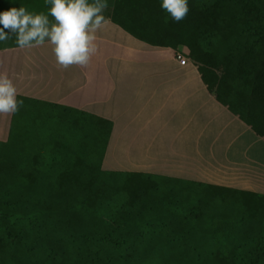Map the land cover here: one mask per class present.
Segmentation results:
<instances>
[{"label": "rangeland", "instance_id": "obj_1", "mask_svg": "<svg viewBox=\"0 0 264 264\" xmlns=\"http://www.w3.org/2000/svg\"><path fill=\"white\" fill-rule=\"evenodd\" d=\"M248 2L217 0L205 47L212 56L235 53ZM40 103L23 102L11 141L0 143V212L13 221L48 220L52 229L42 242L5 249L0 264H264L263 195L167 176L156 184L127 179L117 171L142 164L107 162L102 143L93 152L91 137L74 130L79 114ZM99 126L107 132L106 123ZM22 138L23 152L16 147ZM123 149L114 146L110 156ZM91 162L101 175L93 180L84 173Z\"/></svg>", "mask_w": 264, "mask_h": 264}, {"label": "crops", "instance_id": "obj_2", "mask_svg": "<svg viewBox=\"0 0 264 264\" xmlns=\"http://www.w3.org/2000/svg\"><path fill=\"white\" fill-rule=\"evenodd\" d=\"M114 5L108 0L109 22L97 31L87 66L61 68L47 42L30 49L18 48L15 37L0 43V73L12 79L17 98L79 114L74 130L82 138L86 124L98 132L106 123L99 141L92 132V151L102 143L107 162L142 164L117 172L142 175L145 182L167 176L264 196V139L204 82L220 52L212 56L204 43L117 24L111 18ZM19 6L36 13L50 8L45 0H0V11ZM179 51L184 66L175 61ZM19 111L0 114V143L10 141ZM114 146L124 149L113 159Z\"/></svg>", "mask_w": 264, "mask_h": 264}, {"label": "trees", "instance_id": "obj_3", "mask_svg": "<svg viewBox=\"0 0 264 264\" xmlns=\"http://www.w3.org/2000/svg\"><path fill=\"white\" fill-rule=\"evenodd\" d=\"M188 7L189 11L184 19L174 22L168 13L161 9L160 0H115L111 18L115 23L127 28H135L140 33L148 30L208 44L212 38L218 10L217 0H188ZM204 82L208 91L220 104L264 139V0H249L235 53L215 54ZM84 128L89 129L88 135L91 137L94 131H90L91 125L86 124ZM97 131L94 132L99 136L95 135L93 138L99 141L103 136L101 135L103 130L98 126ZM25 144L22 138L21 141L16 142V147L23 152ZM84 146L86 147L84 149H88V146ZM78 151L82 153L83 150ZM7 156L10 157L9 153ZM92 162L84 169L85 177L89 176V179L101 176L100 173L98 176L93 175ZM126 176L127 179L142 177L138 174ZM145 183L143 181V184ZM153 183L156 184L154 180ZM141 209L142 206L137 211ZM125 212L130 211L126 208ZM7 213V211L0 212V253L2 254L5 249L16 247L26 239L30 242H42L52 229V223L48 220L33 218L28 222L27 219L19 218L13 221L14 219ZM126 216L128 217L126 219L133 222L130 225L142 226L140 225L143 224L142 219L134 221L130 214ZM37 226L40 227L38 234L35 230Z\"/></svg>", "mask_w": 264, "mask_h": 264}, {"label": "clouds", "instance_id": "obj_4", "mask_svg": "<svg viewBox=\"0 0 264 264\" xmlns=\"http://www.w3.org/2000/svg\"><path fill=\"white\" fill-rule=\"evenodd\" d=\"M45 3L50 5L47 13L30 12L23 6L0 11V43L15 37L18 48L30 49L47 42L61 68L87 66L96 52V33L109 22L104 15L108 0H45ZM160 7L174 22L183 20L189 11L188 0H160ZM17 97L12 79L0 73V114H16L23 106V100Z\"/></svg>", "mask_w": 264, "mask_h": 264}, {"label": "built area", "instance_id": "obj_5", "mask_svg": "<svg viewBox=\"0 0 264 264\" xmlns=\"http://www.w3.org/2000/svg\"><path fill=\"white\" fill-rule=\"evenodd\" d=\"M175 61L181 66H184L186 64L187 60H186V57H185V54L183 51H179L175 55ZM220 74H222V73L220 72Z\"/></svg>", "mask_w": 264, "mask_h": 264}]
</instances>
